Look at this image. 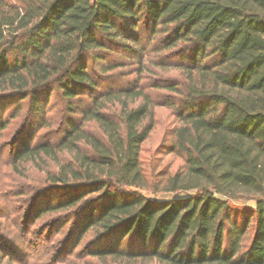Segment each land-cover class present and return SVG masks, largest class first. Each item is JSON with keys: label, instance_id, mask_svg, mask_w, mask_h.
Masks as SVG:
<instances>
[{"label": "trees", "instance_id": "1", "mask_svg": "<svg viewBox=\"0 0 264 264\" xmlns=\"http://www.w3.org/2000/svg\"><path fill=\"white\" fill-rule=\"evenodd\" d=\"M23 106L8 163L57 166L17 193L31 194L19 235L46 264L89 234L77 260L264 264V0H0V135ZM156 106L178 120L162 145L183 157L163 197L139 190ZM47 126L55 140L35 135ZM239 198L253 210L233 213ZM12 226L0 262L28 257Z\"/></svg>", "mask_w": 264, "mask_h": 264}, {"label": "rangeland", "instance_id": "2", "mask_svg": "<svg viewBox=\"0 0 264 264\" xmlns=\"http://www.w3.org/2000/svg\"><path fill=\"white\" fill-rule=\"evenodd\" d=\"M156 93L160 98L164 96L163 94H165L166 92L164 90H158L156 91ZM9 110H11V108H6L2 115H5ZM153 110V127L149 132L147 138L141 143L139 151V158L143 173L147 180V187L145 189L140 188L139 190L147 196L163 197L167 195L161 194V186L164 184L167 176L173 175L180 168L183 157L175 152H170L164 145H162H166L168 142L172 141L173 136L171 135L170 131L174 126L178 124V120L173 115L171 109L164 106H156ZM26 116H28L27 107L23 106L18 115L8 121L6 127L2 129L0 135V225L13 224V226L9 227V229H7L6 231L9 232V234H16L17 248L21 249L22 253L25 251L28 257L25 255L20 259V261L14 262L6 261L7 259H5L2 260V263L0 262V264H25V262H27V264H46V258H44V254L37 252L40 247V245L37 244V238L33 235H30V240L27 243L24 242L19 235L22 225V220H19V216L23 217L24 213L27 212L31 194L27 196L29 202L22 206L21 199L26 197L23 194L20 195L17 193L25 190L27 187H34V190L41 189L47 184L45 181L46 172H55L57 170V166L44 156L33 161H21L15 165H10L8 163L7 144L14 137L15 133L21 127V125L27 121ZM55 126L57 125H52L51 128L53 129ZM51 128H49L48 126L45 128H40L35 132V135L38 136L39 134H44V139L55 140L57 137L56 135L52 136L53 131L51 130ZM9 193H13L12 196L9 197ZM5 197L7 198V200L8 198H10L13 203H8V205L5 206L4 210L2 204L4 202L7 203V201L4 199ZM229 205L231 206L233 213L238 212L240 214L244 211V209L253 210L254 201L239 198L229 200ZM55 217L56 216H52L50 214L45 215L37 219L33 223V226H30V229L31 227L34 228L36 232L40 227L43 228V226H45L49 222V220L51 221L52 218ZM49 226V232L44 231V234H46V232H48L49 234H53V232H56V234L52 237L53 240L61 239L62 236L67 232V226H64L60 231L56 230L57 226H54L52 230V223H50ZM0 232L3 231L0 230ZM90 236L91 234L84 237L80 241V244L68 255L69 257L61 256L59 259H56L55 263L103 264L92 257H86L82 260H77L76 258H74L76 252L85 244ZM251 238L252 229H249L247 231L246 243H249ZM31 241L33 244L29 243ZM1 254L2 253H0V256ZM31 255L33 257H31Z\"/></svg>", "mask_w": 264, "mask_h": 264}]
</instances>
